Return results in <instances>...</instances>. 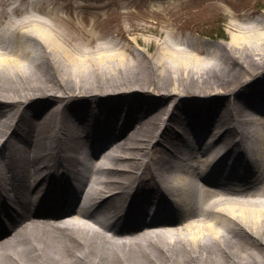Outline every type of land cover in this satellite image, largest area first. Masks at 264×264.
<instances>
[{
    "label": "bare ground",
    "instance_id": "1",
    "mask_svg": "<svg viewBox=\"0 0 264 264\" xmlns=\"http://www.w3.org/2000/svg\"><path fill=\"white\" fill-rule=\"evenodd\" d=\"M50 1L0 0V264H264V12L136 56L77 43Z\"/></svg>",
    "mask_w": 264,
    "mask_h": 264
},
{
    "label": "rangeland",
    "instance_id": "2",
    "mask_svg": "<svg viewBox=\"0 0 264 264\" xmlns=\"http://www.w3.org/2000/svg\"><path fill=\"white\" fill-rule=\"evenodd\" d=\"M126 1L55 0L42 3L41 6L44 10L58 14V18L61 19L58 28L63 34L75 37L77 43L84 42L83 46L86 45V40L83 41L79 36L88 31L93 35L95 44L100 41L108 44L116 41L123 44L130 42L136 56H138L136 50L140 47H144L153 55L159 53V43L167 34L178 42L182 38L195 44L204 43L205 46L230 42L235 29L232 26L233 21L249 24L260 19L264 12V0H131L129 3ZM45 13L43 15L47 17L48 14ZM72 49L76 50V47ZM257 50L261 51L260 54H264V44L256 48ZM257 53L249 52L250 63L255 61L254 59L260 61ZM263 61L258 62L259 66L264 65ZM250 67L252 68L250 72L259 68L257 63ZM125 69L128 71V65ZM139 75L132 77L131 80L128 78L129 84L137 82L152 86V83H155L151 82L154 77L150 76L148 69L146 73ZM237 81L232 84L225 83V88L235 85ZM43 83L50 87L47 82L43 81ZM115 83L118 84L101 81L97 89L110 88ZM199 83L200 81H195L188 85L183 82L182 85L193 86L196 89L203 88ZM73 91L77 90H71ZM113 122H115L114 117Z\"/></svg>",
    "mask_w": 264,
    "mask_h": 264
}]
</instances>
